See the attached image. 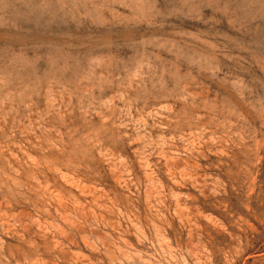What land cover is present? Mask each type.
<instances>
[{
	"label": "clouds",
	"instance_id": "9594fccd",
	"mask_svg": "<svg viewBox=\"0 0 264 264\" xmlns=\"http://www.w3.org/2000/svg\"><path fill=\"white\" fill-rule=\"evenodd\" d=\"M31 3L0 24V264H246L251 202L197 201L264 146V0Z\"/></svg>",
	"mask_w": 264,
	"mask_h": 264
},
{
	"label": "rangeland",
	"instance_id": "374dc122",
	"mask_svg": "<svg viewBox=\"0 0 264 264\" xmlns=\"http://www.w3.org/2000/svg\"><path fill=\"white\" fill-rule=\"evenodd\" d=\"M0 24L15 25L23 27L24 30H31L33 27L41 28L43 21L39 15L32 11L31 0H0ZM254 152L250 156L248 149L235 148L236 159L230 160L228 157H213L218 167H214L209 172L220 175L227 182V196L209 197L204 200L198 197L197 203L200 210L212 211L216 214H224L229 207H237L242 201L251 202L254 206L249 215V209L244 208L246 227L248 232L256 234L260 228H264V218L257 215L256 208L264 210V146L253 145ZM255 157L254 164L249 166L246 161ZM251 173V174H249ZM113 193L118 196L121 193L118 179H113ZM75 191V189H71ZM195 192L194 189H187ZM79 195V193H77ZM198 196V193L196 194ZM193 213L197 211L193 207ZM178 232H182L186 237L187 229L174 222ZM201 227L207 225V221L197 220ZM83 247V245H81ZM246 264H264V245H257L256 248L249 250Z\"/></svg>",
	"mask_w": 264,
	"mask_h": 264
}]
</instances>
